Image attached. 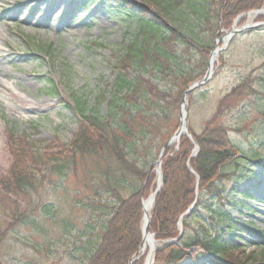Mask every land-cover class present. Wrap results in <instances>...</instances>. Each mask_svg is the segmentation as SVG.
Listing matches in <instances>:
<instances>
[{
  "label": "rangeland",
  "instance_id": "obj_1",
  "mask_svg": "<svg viewBox=\"0 0 264 264\" xmlns=\"http://www.w3.org/2000/svg\"><path fill=\"white\" fill-rule=\"evenodd\" d=\"M126 3L135 11L131 15L144 13L162 20L147 0ZM253 9H264V4ZM123 11L108 0H0V80L9 88L8 92L0 87V182L19 163L45 177L27 194L8 193L0 186V230L5 228L0 264H85L88 242L99 239L108 212L99 201L116 202L107 193L96 195L94 173L104 165L100 158L84 152L77 156L76 167L63 175L50 173V166L52 159L66 153L65 146L79 130L75 97L84 96L92 106L116 79L115 63L138 31L134 17ZM234 20L216 30L214 46L218 42L222 50L211 78L187 98L186 121L193 136L211 120L222 122L243 152L257 155L253 164L237 160L225 167L231 176L222 182L221 205L264 234V199L248 200L255 208L252 212L242 205L245 200L237 190L249 189L264 198V161L258 157L264 154V25L253 27L264 22V16ZM210 33L200 37L210 38ZM126 74L143 77L164 91L170 86L151 69L139 73L133 66ZM180 105L167 129L154 137L153 165L180 126ZM106 108L103 102L97 110ZM135 190L122 194L128 197ZM204 200L216 204L208 196ZM192 225L200 228L199 222ZM242 235V249L259 255L256 235L246 231ZM240 251H233L234 256L244 258ZM143 252L144 264L149 247Z\"/></svg>",
  "mask_w": 264,
  "mask_h": 264
},
{
  "label": "trees",
  "instance_id": "obj_2",
  "mask_svg": "<svg viewBox=\"0 0 264 264\" xmlns=\"http://www.w3.org/2000/svg\"><path fill=\"white\" fill-rule=\"evenodd\" d=\"M147 1L165 21L144 13L131 15L135 11L126 0L112 1L117 4V11L123 13L126 9L134 17L138 31L115 63L117 76L110 89L103 90L92 106L84 96L75 97L73 107L80 116L79 130L65 146L66 153L51 160L50 173L63 175L76 167L78 155H96L104 164L94 173L96 195L107 193L116 199L112 205L106 199L99 201L108 210L104 215L107 218L100 226L99 239L88 242L85 264H130L142 242V198L156 187L157 174L151 156L154 137L170 125L190 83L205 75L216 30L230 26L239 14L264 4V0ZM206 31L211 36L202 39L200 35ZM133 66L139 73L151 69L162 75L170 85L167 91L143 77H129L126 69ZM103 102L107 108L100 112L97 109ZM193 137L199 146L196 156L191 157L194 143L183 135L179 145L168 148L162 159L163 186L149 223L156 239L179 238L178 222L194 200L196 203L183 217L179 241L157 250L154 264H179L184 260L193 264H264V234L252 230L251 224L242 223L221 205L225 190L222 182L231 176L225 167L237 160L253 164L257 155L243 152L222 122L211 120ZM258 157L264 161V154ZM7 178L1 180L0 186L12 194H27L45 181L44 176L23 163L12 166ZM131 188L136 189L131 195L122 194ZM237 190L245 200L242 205L252 212L255 208L248 200L263 202L249 189ZM207 196L216 204L207 205ZM194 221L199 222V229L192 225ZM4 230H0V240ZM245 231L256 235V243L262 249L259 255L247 254L242 249L239 240ZM236 250H241L245 257L234 256ZM133 264H143L142 259Z\"/></svg>",
  "mask_w": 264,
  "mask_h": 264
},
{
  "label": "water",
  "instance_id": "obj_3",
  "mask_svg": "<svg viewBox=\"0 0 264 264\" xmlns=\"http://www.w3.org/2000/svg\"><path fill=\"white\" fill-rule=\"evenodd\" d=\"M243 15L237 17L238 19L236 20V22L240 19V17H242ZM263 23H257V25H253V27H256L257 26H260L262 25ZM231 35H229V39H230ZM219 50H221V48L218 47V44H216V47L214 49V51L212 52V56L210 58V60L208 61L209 62V67H208V70L206 71V75L205 77L202 79V80H198L196 81V83H191V85L189 86V88L186 90L183 98H182V116H181V126H179L180 128L176 131L175 133V137H181L182 134H184L185 132H187V136L190 137L191 136V133L188 131V125H187V121H185V119L187 118V109H186V100H187V97L189 96V94H191L198 86L202 85L204 82H206L208 79H210L211 75L213 74V69H212V61H213V57L215 55V53L217 54L219 52ZM172 139H170L163 147V150L162 152L160 153V156H159V159H157V165H158V173H159V183H158V187L156 189V191L154 192L153 196H154V200H155V197L156 195L158 194V191L161 190L162 188V170H161V163H162V158L167 150V148H169L171 145H172ZM199 151V147L198 145L196 144V147H195V150H194V153L197 154ZM149 222H150V219L148 220V222L146 223V225L142 224L143 225V236H145V234H150V225H149ZM180 225H181V221L179 222ZM181 232H182V228H181ZM151 237H152V240H153V243L156 242V240L154 239V235L153 233L150 234ZM172 242H177V239H171V240H167L165 242H163L160 246H157V247H151V250H150V253L146 259V262L145 264H153V261H154V252L155 250H157L158 248L162 247V246H166L167 244H172Z\"/></svg>",
  "mask_w": 264,
  "mask_h": 264
},
{
  "label": "bare ground",
  "instance_id": "obj_4",
  "mask_svg": "<svg viewBox=\"0 0 264 264\" xmlns=\"http://www.w3.org/2000/svg\"><path fill=\"white\" fill-rule=\"evenodd\" d=\"M50 7H46V10L49 12ZM259 14H264V9L260 10V11H252L249 12L247 14V16L249 18L258 16ZM217 55L215 54L213 57V65H214V61H216ZM0 87L4 90V91H8L9 92V88L5 85V83L3 81L0 80ZM24 102V99L22 100ZM178 138L173 137L172 142H175ZM153 195H151L149 198H147L144 201V211H145V219H144V225H146V223L148 222L149 218H150V214L151 213V209L153 206ZM150 245L154 248L157 246L156 243H153L152 237L149 234H145L144 239H143V245H142V249L141 252L145 251L148 247H150Z\"/></svg>",
  "mask_w": 264,
  "mask_h": 264
}]
</instances>
